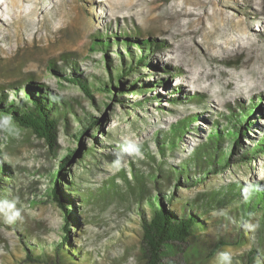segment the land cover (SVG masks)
Returning <instances> with one entry per match:
<instances>
[{"label":"rangeland","instance_id":"obj_1","mask_svg":"<svg viewBox=\"0 0 264 264\" xmlns=\"http://www.w3.org/2000/svg\"><path fill=\"white\" fill-rule=\"evenodd\" d=\"M118 31L157 43L154 52L146 53V64L124 76L136 85L135 92H122L123 104L115 100L116 95L95 90L93 99L98 106H93L78 87L59 79L61 72L55 75L48 70L51 61L56 62L58 69L63 67L59 60L62 53H82L77 59L79 72L98 84L97 77H107L101 61L103 51L88 54V46L94 35H113ZM116 47L113 45L108 51L115 66L119 65ZM135 53L139 54V50ZM15 63L24 73L41 74L40 81L69 100L77 113L85 116L86 111L101 120L99 131L89 126L82 135L81 149L85 152L94 147L92 134L95 133L103 144L97 150L109 155L112 164L99 153L96 154L100 161L87 162L76 157L71 170L87 180L83 182L86 186L100 184L119 167L128 170V161L142 156L138 145L154 148L152 141L157 131L166 130L179 116L197 115L198 130H191L183 137L177 156L195 145L211 123L219 122L225 127L226 117L233 111L238 116L242 108L256 106L251 115L256 119L252 120L254 126L249 134L260 137L264 133V0H0V83L9 87V99L12 87L8 81L16 80L8 78L3 68ZM141 82L148 83L145 92H139ZM157 93L162 97H155ZM192 95L198 99L190 100L188 97ZM175 97L183 102H170ZM137 102L143 103L137 106ZM70 125L74 132L78 130L77 120L71 118ZM101 131L110 140L105 141ZM14 135L17 145L12 148L13 159L27 173L22 176L21 185H37L39 191L43 190L46 178L39 173L43 168H54L56 161L48 158L43 144L34 137L21 130H16ZM58 143L61 154L67 147H81L61 126H58ZM131 147L136 151H129ZM232 181L264 183V155L251 158L247 165H234L211 176L206 185L179 188L177 193L193 196L205 190V186L218 188ZM26 208L35 218L47 223L50 234L43 237L57 241L61 226L57 209L50 203ZM226 209H212L207 214L208 229L196 231L187 243L190 249H185L184 244H172L174 250L168 253L165 262L226 264L221 257L227 254L230 258L227 264H234L251 247L263 245L264 249V239L260 244L256 238L258 232H246L243 235L248 238L244 242L224 246L213 257L206 258L208 248L216 240H228L240 232L237 224L226 219L217 221L227 213ZM103 211L101 220L85 224L86 249L92 255L84 254L78 264H139L138 229L135 232L138 225L127 220L129 226H125L126 218L115 207ZM252 227L251 224L245 230ZM0 234V264H28L12 262L7 253L9 250L18 257L23 255L17 235L2 227ZM74 242L79 243L78 238Z\"/></svg>","mask_w":264,"mask_h":264},{"label":"trees","instance_id":"obj_2","mask_svg":"<svg viewBox=\"0 0 264 264\" xmlns=\"http://www.w3.org/2000/svg\"><path fill=\"white\" fill-rule=\"evenodd\" d=\"M99 36L94 35L88 46V54L99 49L103 51L101 61L107 70V77H97L98 84L89 81L79 72L77 59L82 53H62L59 60L63 62V67L58 69L56 62L51 61L47 68L55 75L61 72L59 79L78 87L92 101L93 106H98L93 99L95 90L116 95L115 100L123 104L122 92L134 91L136 85V82L129 81L124 76L129 75L134 68L145 65L146 53L154 52L152 49L157 43L153 39H141L125 31ZM113 45L117 46L115 52L119 58V65L116 66L112 64L108 53ZM135 48L139 50V54L135 53ZM3 70L8 78L16 80L14 83L20 84L22 81L20 85L14 84L12 80L8 81L12 87L11 99L7 93L9 87L0 83V227L17 235L23 252L18 257L13 251L7 250L12 262L78 264L84 254L92 255L86 249L85 224L101 220L104 208L111 207L124 215L125 226H129L127 220L138 225L135 232L138 229L141 255L139 264H169L165 262V258L174 250L172 244H184L185 249H190L187 244L190 238L195 236L197 230L203 232L208 229L207 214L219 207H227V213H223L217 221L226 219L228 223L237 224L240 232L228 240H216L208 248L206 258L213 257L224 246L244 242L248 238L243 235L246 232H258L256 238L263 244V182L232 181L218 188L205 186V190L193 196L177 193L179 188L190 189L196 185H206L205 182L211 176L229 170L234 165H247L251 158L264 155V133L260 137L249 134L254 126V117L251 115L256 110L255 105L248 110L242 108L238 116L233 111V114L226 117L225 127L219 122L211 123L195 145L183 155L177 156L183 137L190 134L191 130H198L197 115L179 116L166 130L157 131L152 141L154 148L150 149L147 144L138 145L142 156L136 157L133 162L128 161V170L119 167L100 184L86 186L83 182L87 180L75 175L71 165L76 157L87 162L102 160L96 153H99L97 147L103 144L95 133L92 134L94 147L85 152L81 149L82 135L88 132L89 126L99 131L101 120L86 111L85 116L77 113L69 100H65L40 81L41 74L35 76L33 73H24L16 63L8 64ZM159 82L162 84L163 81ZM141 83L139 92H145L144 86L148 83ZM113 90L118 92L115 94ZM154 96L162 97L159 93ZM196 96L188 98L195 100L198 99ZM169 100L173 103L183 102L178 97ZM199 100L204 102L203 99ZM142 103L137 102L136 105L141 106ZM5 116L7 119H4ZM71 118L78 122V130L75 132L70 125ZM58 126L72 140L79 142L81 147H67L66 152L61 154ZM14 130H21L40 141L48 158L56 161L54 168H43L39 173L46 178V185L41 191L37 189V185H21L22 176L27 173L13 159L12 148L17 145ZM101 134L105 141L110 140L107 133L101 131ZM244 139L250 140L251 144H245ZM99 154L112 164L109 155ZM47 203L63 210L57 241L45 239L44 234H50L47 223L27 212L26 207ZM251 224L253 227L245 230ZM76 238L79 243L74 242ZM255 246L257 247H251L244 255H240L239 262L234 260V264H264L263 245ZM192 248L194 251L195 248Z\"/></svg>","mask_w":264,"mask_h":264},{"label":"clouds","instance_id":"obj_3","mask_svg":"<svg viewBox=\"0 0 264 264\" xmlns=\"http://www.w3.org/2000/svg\"><path fill=\"white\" fill-rule=\"evenodd\" d=\"M129 151H136V149L134 148V147H131V148H129L128 149ZM15 215H18V213H16ZM9 219H11V217L9 218ZM222 260L224 261V262H226V264H227V262H229V260H230V258L227 256V254H222Z\"/></svg>","mask_w":264,"mask_h":264},{"label":"water","instance_id":"obj_4","mask_svg":"<svg viewBox=\"0 0 264 264\" xmlns=\"http://www.w3.org/2000/svg\"><path fill=\"white\" fill-rule=\"evenodd\" d=\"M56 209H57V212H58V214L60 215V218H61L62 217L61 215L63 214V210L58 208L57 206H56Z\"/></svg>","mask_w":264,"mask_h":264}]
</instances>
